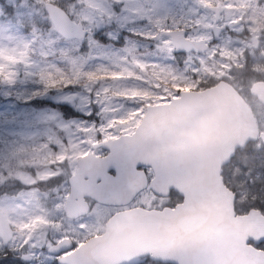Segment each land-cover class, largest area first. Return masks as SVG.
Masks as SVG:
<instances>
[{
    "label": "snow or ice",
    "instance_id": "obj_1",
    "mask_svg": "<svg viewBox=\"0 0 264 264\" xmlns=\"http://www.w3.org/2000/svg\"><path fill=\"white\" fill-rule=\"evenodd\" d=\"M0 100V264H264V0H0Z\"/></svg>",
    "mask_w": 264,
    "mask_h": 264
},
{
    "label": "rangeland",
    "instance_id": "obj_2",
    "mask_svg": "<svg viewBox=\"0 0 264 264\" xmlns=\"http://www.w3.org/2000/svg\"><path fill=\"white\" fill-rule=\"evenodd\" d=\"M189 2H191V0H189ZM3 103V101L2 100H0V104H2Z\"/></svg>",
    "mask_w": 264,
    "mask_h": 264
},
{
    "label": "trees",
    "instance_id": "obj_3",
    "mask_svg": "<svg viewBox=\"0 0 264 264\" xmlns=\"http://www.w3.org/2000/svg\"><path fill=\"white\" fill-rule=\"evenodd\" d=\"M47 103H49V104H50L51 102H47Z\"/></svg>",
    "mask_w": 264,
    "mask_h": 264
}]
</instances>
